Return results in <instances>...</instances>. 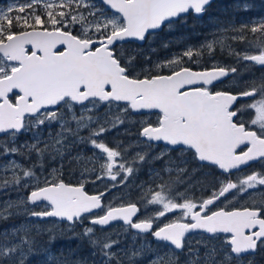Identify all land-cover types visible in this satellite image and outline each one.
<instances>
[{
    "label": "snow or ice",
    "instance_id": "snow-or-ice-1",
    "mask_svg": "<svg viewBox=\"0 0 264 264\" xmlns=\"http://www.w3.org/2000/svg\"><path fill=\"white\" fill-rule=\"evenodd\" d=\"M210 3L12 0L0 8V134L9 137L0 143V157L9 158L0 164V194L14 191L18 197L0 200V221L20 215L41 221L59 218L69 222L68 230L75 232L76 225L87 219L91 226H84L76 236L87 238L98 264H142L141 258L149 253L148 264H179L175 254H184L185 249V264H244L248 256L264 253V72L258 77L253 74V79L242 85L234 84L239 91H213L216 82L236 77L239 69L214 64L197 71L186 66H199L205 53L212 57L219 47L246 70L264 68V17L218 27L212 39L205 38L198 47L187 45L172 59L154 68H141L138 73V53L122 50L125 42H145L184 15L199 17ZM236 7L246 12L250 5L239 0ZM77 27L79 32L74 34ZM228 41L243 45V51H236ZM162 47L167 48L168 43ZM146 63L152 64L150 59ZM120 102H124L123 108L118 107ZM112 105H117V114L110 116ZM100 107H108L109 112L100 116ZM153 109L159 110V116L154 123L144 122L137 143L151 149L154 143L165 142L166 148L151 156L164 164L153 171L155 186L143 194L141 208L133 202L105 206V193L88 195L83 184L72 186L45 178L41 186L35 166L25 168L14 158L35 154L41 161L63 159L76 144H87L93 155L74 157L84 165V171L95 173V167L88 165L106 158L96 179L107 177L126 185L151 153L137 152L128 160V148L122 144L108 147L100 137L125 122L121 114L127 117L131 112ZM252 112L254 116L244 118ZM54 127L56 131H52ZM83 129L88 130L87 136L80 135ZM22 133H31V140L17 145L16 138ZM176 151L181 155L171 158L170 153ZM118 158L124 162L117 163ZM192 162L220 170V175L208 172L203 182L196 181L202 191L210 193L207 198L196 199L189 196L190 188L180 192L174 187L193 184L197 169H189ZM252 163H259L260 168L244 173ZM173 173L178 179H171ZM234 173L242 178L236 175L234 179ZM245 197L242 207L227 210ZM218 202L227 203L213 211ZM41 205L40 211L30 210ZM149 206H153V214L139 218L142 208L148 210ZM96 209L104 214H95ZM170 213L179 215L153 230L154 221ZM114 221H123L124 231L131 232V245L121 248L120 241L110 235L97 236V225L103 231ZM33 232L37 236L47 232L50 241L56 238L54 228H40L30 220L5 228L0 231V264H30L29 257L40 251ZM197 232L201 239L192 244L187 237ZM142 234H150L158 244L164 242L170 254L161 255L147 241L137 246L136 238ZM58 264L86 261L60 258ZM247 264H255V260L247 259Z\"/></svg>",
    "mask_w": 264,
    "mask_h": 264
},
{
    "label": "trees",
    "instance_id": "trees-1",
    "mask_svg": "<svg viewBox=\"0 0 264 264\" xmlns=\"http://www.w3.org/2000/svg\"><path fill=\"white\" fill-rule=\"evenodd\" d=\"M8 1L12 0H0V5L4 4ZM23 2V0H21ZM239 0H214L210 6L206 8L204 15L197 19L191 13L187 14L179 18L172 26L169 28L168 26H164L162 30L157 31L150 36L147 41L142 46H138L134 43H128L122 45V50L127 49L133 53H138L137 61H136V71L137 73L141 68L155 67L157 63L166 62L168 59H172L175 53L182 52L187 45L199 46L205 41V38L212 39V33L216 32L218 27L227 26L230 22L236 23L237 25L241 21H246L249 18L259 19L264 17V0H246V2L250 5L248 11L238 10L236 5ZM79 28L74 29V34H78ZM230 35V34H229ZM249 37L251 38V34L249 33ZM170 42V43H169ZM168 43V47H162L163 44ZM227 43L232 44V46L238 52H242L244 46L241 44H237L232 41H228ZM154 50V51H153ZM146 59H150L152 64L149 65L146 63ZM224 64L226 67L235 66L241 68L242 64H236L235 58L228 55L227 50H221L219 47L214 49V55L209 57L207 53L200 60L199 66H194L191 64H187L186 66L193 67L194 70H203L204 68H211L214 64ZM157 71H162L163 74H168V69H163ZM254 71V70H253ZM250 72L252 77L250 79H241L238 85H242L245 81H250L253 79V74L258 77L262 72ZM214 90L221 89L219 88V84H215ZM222 89L231 91L229 85H225ZM120 106H124L125 104H119ZM109 109L108 107H105ZM117 114V106H111L110 116ZM109 116V118H110ZM121 119H124V123L122 125H118L110 131H107L100 137V139L111 148H115L117 144H122L124 148H128V152L134 150L133 139L138 138V133L142 127V121L140 115H134L129 113L127 117L121 114ZM58 127V126H57ZM110 127V125L108 126ZM57 128L54 127L52 131H56ZM111 132L110 136L107 137V133ZM81 136H87L88 130H81ZM45 136L47 132L45 131ZM31 133H22L17 136L16 144L20 145L25 142L31 140ZM7 136L0 137V143L7 141ZM132 145V147H129ZM120 150V149H117ZM151 155L149 156L147 162H143L138 165V170L134 173L132 177L129 178L126 184H133V187L129 188H114L107 191V193L103 197V204L105 206L111 204V206H118L126 204L128 202L137 203L139 208H141V201L144 196L143 194L147 192L149 189L153 188L155 185L152 183L153 181V171L160 170L163 167L164 161L161 160H153L151 159ZM77 155L89 157L93 155V150L87 144H76L72 149L71 153L66 155L63 159L57 157L55 160L50 157L45 158L43 161L39 160L35 154L31 157L24 156H15L17 162L22 164L25 168L34 167L37 177H39V182L41 186L43 185V181L45 178L53 177L49 179V181L62 179L66 183L70 184H83L86 192L88 193H99L103 192L107 189L106 185L104 186L102 183L92 184L91 178L93 180L95 174L101 172L100 165L103 164L102 159L96 162L94 165L90 164L88 167L91 169L95 167V173L85 172L84 165L82 163H78L74 160V157ZM135 154H127V157H134ZM177 156H171V158L175 159ZM167 159V157L165 158ZM131 160V159H129ZM4 157H0V164L6 163ZM195 162H192V169H197L196 175L193 179V187L192 197L196 199L204 198L207 195V191H202L199 184L196 181L203 182V177L206 173L212 172L207 167H202L198 162H196L197 166H194ZM42 164V168H41ZM199 165V166H198ZM259 163H252L249 168H247V173H250L254 169H259ZM213 175H220V172L214 168ZM81 174H85L82 178ZM56 175V176H55ZM164 178L166 180L169 179L168 175H165ZM172 180L178 179L175 173L171 176ZM235 179V177H234ZM85 181V182H84ZM96 181V180H95ZM140 183L139 185H143V188L140 186L138 188H134V184ZM158 184L159 181H156ZM99 184V185H98ZM97 185V186H96ZM179 184L174 187L177 188ZM109 189V188H108ZM27 194L26 192L24 193ZM11 196L12 199H17V194L13 191L11 193H3L0 194V200H4ZM123 197V200L120 199ZM227 202H224V206ZM235 203V202H234ZM240 204L244 205L245 201H239ZM237 204V203H236ZM230 207V206H229ZM150 209L153 206H149ZM43 205L37 207L35 209L30 210H42ZM103 211L100 210L95 214H101ZM147 216L143 212V208L141 213H139V218H144ZM30 222L33 225H38L40 228L52 227L55 229V240H49V234L47 232H43L40 235H36L33 232V235L36 236L37 247L40 251L34 256L29 257L30 264H58L60 258H67L69 261H78L84 260L86 264H98V257L93 255V249L89 244L87 238L76 236L77 233H82L84 230V226H89L86 219L83 221V225L77 224L75 227V232L65 231L64 228L68 227V223H58L54 222V224L58 225L55 227L52 226V223H49V220H35L31 218H27L23 215L15 216L7 221H0V231H3L5 228L10 229L13 225H21L26 222ZM125 225L122 223H117L116 225H112L106 228L96 227L97 236L101 235H110L111 239L120 241V247L124 248L126 245H131L132 243V235L131 232H125ZM140 237V236H139ZM139 237H137V246H139ZM114 251L117 249H113ZM49 256L52 257L49 260ZM28 264V262H26Z\"/></svg>",
    "mask_w": 264,
    "mask_h": 264
},
{
    "label": "flooded vegetation",
    "instance_id": "flooded-vegetation-1",
    "mask_svg": "<svg viewBox=\"0 0 264 264\" xmlns=\"http://www.w3.org/2000/svg\"><path fill=\"white\" fill-rule=\"evenodd\" d=\"M7 3V2H6ZM5 4V3H4ZM2 5L3 4H1L0 5V8L2 7ZM128 43H134V44H136V45H138V46H142V45H139V44H137V43H135V42H127V43H124V44H128ZM221 66H225L223 63L221 64ZM226 67V66H225ZM238 68V67H237ZM239 69V74L236 76V77H233V76H228V77H226L225 79H223L222 81H220L219 83H217V84H219V88H221V89H217V90H224V89H222V87L223 86H225V85H229V88L231 89V91H233V92H236V91H239L240 90V88L239 87H233V85L234 84H236V85H238L239 84V82L241 81V79L243 80V79H250L251 77H252V74L250 73V72H252L253 70V72H264V68H260L259 66H256V67H252L251 68V70L249 71V70H246V68H245V65L244 64H242V66H241V68H238ZM244 81V80H243ZM213 91H217V90H214V89H212ZM225 91H227V90H225ZM241 102H244V101H241ZM248 102H251V101H248ZM125 106V105H124ZM124 106H122V107H124ZM134 115H140L141 116V123L142 124H144V122H146V121H151V122H155L156 120H157V118H158V116H159V112L158 111H155V112H150V113H145V114H134ZM251 116H254V112H252V113H250L249 115H246L244 118L245 119H249ZM111 132H109V133H107V137H109L111 134H110ZM165 148H166V145H164L163 143H157V144H154L153 145V147H152V150L154 151V152H152V154H159L161 151H164L165 150ZM128 154H130V152L128 153ZM170 155L171 156H179V155H181V153L179 152V151H176V152H171L170 153ZM184 156L186 157V158H188L189 160L191 159V157H190V155L188 154V153H184ZM128 158V157H127ZM197 163L195 162L194 163V166H197L196 165ZM199 166V165H198ZM200 166H201V164H200ZM188 167H189V169H192V163H190L189 165H188ZM202 167H207V168H209L210 169V171H212V172H214L215 170H214V166L213 167H208V166H202ZM249 168V167H248ZM217 169V168H216ZM217 171L218 172H220L218 169H217ZM247 168H245L244 170H243V172L244 173H247ZM101 174V172L100 173H98V174H95V176H94V179L96 180V181H103V179H101V180H97L96 179V177H97V175H100ZM248 174H250V173H248ZM236 175H241V178H242V174H240V173H234V176H233V178L236 176ZM85 176V174H81L80 175V177H84ZM59 180H62V179H59ZM58 180V181H59ZM91 180H92V178H91ZM110 180V179H109ZM111 181V180H110ZM118 181H119V179H118ZM65 182V181H64ZM112 183H111V186H110V188L109 189H114V188H129V187H133V184H130V185H128V184H126V185H119L117 182H113V181H111ZM66 183V182H65ZM116 184V187H113V184ZM67 184H70V183H67ZM140 183H136V184H134V188H138L140 185H139ZM71 185H81L80 183H78V184H71ZM84 186V185H83ZM186 188H190V191H189V196H191L192 197V190H193V187L192 186H189V185H186V184H179L178 185V187H177V189L180 191V192H184L185 191V189ZM210 193L207 191V195H205V197L204 198H207V196L209 195ZM229 199H231V197L229 198ZM248 198L247 197H245L244 199H241L240 201H245V200H247ZM235 202V201H234ZM233 202V205H231L230 207H228V209L227 210H231V208H232V206H234V207H236V208H240V207H242L243 205L242 204H240V203H237L236 204V202L234 203ZM118 206H120V205H118ZM139 207V206H138ZM219 207H225L224 206V202L223 203H219L218 202V204H217V206L216 207H213L212 208V210L213 211H215V210H218V208ZM100 211V210H99ZM143 212L145 213V214H147V215H150V214H153V208L152 209H148V210H144L143 209ZM96 213V212H95ZM104 212H102L101 214H97V215H102ZM176 216H177V214L175 213V215L174 214H167L166 215V217H160L158 220H155L154 221V224H153V230H155V228L156 227H162L165 223H169V222H171L173 219H175L176 218ZM142 219V218H141ZM86 221H87V223H88V220L86 219ZM117 223H121V222H116V223H114V224H112V225H116ZM79 225H81V224H79ZM88 225H89V223H88ZM112 225H110V226H112ZM124 225V224H123ZM91 226V225H90ZM97 227V226H96ZM132 232H134V230H131ZM207 235L208 234H206V233H204L203 234V236L206 238L207 237ZM224 234H221V237L223 236ZM141 238H144V240L145 241H147L148 243H150V244H152L153 246H155V245H159V246H161V247H159L158 249H160V251L161 252H164L162 255H164L165 253H169L170 254V250L168 249V248H166L165 246H164V242H160L159 244L153 239V237L150 235V234H142L141 236H140ZM191 239H198V240H200L201 239V233H199V232H197V233H194V234H191V235H189L188 237H187V240L190 242V240ZM186 249H185V253L184 254H181L180 252H176V256L177 257H179V264H185V255H186ZM151 258V255H149V256H146V257H142L141 258V260H142V264H148V260ZM247 259H254L255 260V264H264V253H261V252H257L256 253V255H255V257H252V256H248L246 259H245V261H244V264H247Z\"/></svg>",
    "mask_w": 264,
    "mask_h": 264
},
{
    "label": "rangeland",
    "instance_id": "rangeland-1",
    "mask_svg": "<svg viewBox=\"0 0 264 264\" xmlns=\"http://www.w3.org/2000/svg\"><path fill=\"white\" fill-rule=\"evenodd\" d=\"M10 3H12V1H8L7 3H5V4H3L2 5V7L1 8H6ZM115 106H117V105H115ZM119 108H123L122 106H118ZM105 112H109V109H107V108H105V107H100V109H99V112H98V114L100 115V116H103V114L105 113ZM105 127H108L109 126V124H105L104 125ZM80 135H81V133H80ZM0 137H2V136H0ZM7 139H9V137H7ZM16 141H17V139H16ZM133 141V143H134V150H131L130 151V154H136L137 152H142V151H149V152H151L152 151V148L151 149H145L144 148V146L142 145V144H138L137 143V139H133L132 140ZM129 152H127V154H128ZM153 156H155V155H158V154H152ZM5 158V161H7V159H9V158H7V157H4ZM133 157H128L127 159L129 160V159H132ZM102 162L103 163H105L106 162V158L105 159H102ZM121 162H124L123 160H120L119 158L117 159V163H121ZM141 164V163H140ZM56 176V175H55ZM53 177H50L49 179H52ZM47 179H48V177H47ZM48 179V180H49ZM110 178H107V177H105V178H103V181H95V180H91L90 182L92 183V184H97L98 182H99V184L100 183H102L104 186L106 185V187H107V189L108 188H110V186H111V181L109 180ZM118 179H120V177H118ZM85 182V181H84ZM98 184V185H99ZM97 186V185H96ZM122 189V188H121ZM35 211H38V210H35ZM177 215H179V213H176ZM175 215V214H174ZM54 222H58V223H61V222H59V221H55V220H50L49 221V223H52L51 225L53 226H55V227H57L58 225H56V224H54ZM90 226V225H89ZM64 230L65 231H67L68 230V227H65L64 228ZM196 241H198V239H191L190 240V242L192 243V244H195L196 243ZM139 245L141 244V243H143V242H145V240H144V238H141V237H139ZM150 244V243H149ZM151 245V247L154 249V250H157V251H159V253L162 255L164 252H161L160 251V249H158L159 247H161V246H159V245H155V246H153L152 244H150ZM149 255H151V253H149V254H147V256H149Z\"/></svg>",
    "mask_w": 264,
    "mask_h": 264
},
{
    "label": "water",
    "instance_id": "water-1",
    "mask_svg": "<svg viewBox=\"0 0 264 264\" xmlns=\"http://www.w3.org/2000/svg\"><path fill=\"white\" fill-rule=\"evenodd\" d=\"M214 0H211V3L213 2ZM210 3V4H211ZM208 7V6H207ZM112 11H114V10H112ZM194 15V14H193ZM184 16H186V15H184ZM195 17H197V18H199V17H201L202 15H200L199 17L198 16H196V15H194ZM183 17V16H182ZM157 31H160V30H157ZM156 31V32H157ZM128 42H135V43H137V44H143L144 42H140V41H136V40H129ZM30 47V46H29ZM58 47H61V50H62V46H58ZM197 71H199V70H197ZM223 79H225V78H223ZM222 79V80H223ZM217 83H219V82H216V84ZM120 103H123L124 104V102H120ZM155 111H158L159 112V110H155V109H153V110H140L139 112H132L133 114H145V113H150V112H155ZM0 136H3V134H0ZM157 143H163L164 145H166L165 144V142H156V143H154V144H157ZM241 149H243V146H241ZM238 151H239V149H238ZM219 170V169H218ZM220 171V170H219ZM65 183V182H64ZM67 184V183H66ZM71 185V184H70ZM72 186H79V185H72ZM84 187V186H83ZM84 191L86 192V190H85V188H84ZM88 195H99L100 193H107V191H103V192H99V193H88V192H86ZM102 204H103V197H102ZM138 206V205H137ZM113 207H119V206H113ZM139 208V207H138ZM100 209H96V210H94V213L95 212H98ZM104 214V213H103ZM102 214V215H103ZM139 214V213H138ZM34 218V217H33ZM36 219H38V218H36ZM49 219H52V220H55V221H59V222H62V223H69V222H67V221H60L59 220V218H44V220H49ZM134 220H136L137 219V217H134L133 218ZM38 220H40V219H38ZM114 222H121L122 224H124L123 223V221H114ZM114 222H111L110 224H112V223H114ZM109 224V225H110ZM109 225H107V226H109ZM107 226H104V227H107ZM135 231V230H134ZM154 239V238H153ZM179 252V251H178Z\"/></svg>",
    "mask_w": 264,
    "mask_h": 264
},
{
    "label": "bare ground",
    "instance_id": "bare-ground-1",
    "mask_svg": "<svg viewBox=\"0 0 264 264\" xmlns=\"http://www.w3.org/2000/svg\"><path fill=\"white\" fill-rule=\"evenodd\" d=\"M209 6H210V5H209ZM192 15H193V14H192ZM203 15H204V13L202 14V16H203ZM193 16H194V15H193ZM202 16H201V17H202ZM194 17H195V16H194ZM201 17H199V18H201ZM195 18H197V17H195ZM199 18H197V19H199ZM125 43H127V42H125ZM144 43H145V42H144ZM144 43H143V44H144ZM143 44H139V45H143ZM119 104H123V103H119ZM138 215H139V214H138ZM31 219L38 220V219H36V218H31ZM114 223H116V222H114ZM114 223H112V224H114ZM112 224H110V225H112ZM110 225H109V226H110ZM109 226H107V227H109ZM97 227H98V228H101V227L98 226V225H97ZM103 228H106V227H103Z\"/></svg>",
    "mask_w": 264,
    "mask_h": 264
}]
</instances>
